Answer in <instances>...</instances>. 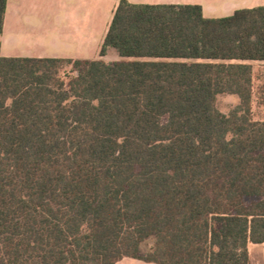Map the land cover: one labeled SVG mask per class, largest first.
I'll return each mask as SVG.
<instances>
[{
  "label": "trees",
  "instance_id": "obj_1",
  "mask_svg": "<svg viewBox=\"0 0 264 264\" xmlns=\"http://www.w3.org/2000/svg\"><path fill=\"white\" fill-rule=\"evenodd\" d=\"M108 49L121 59L0 55V264H251L248 244L264 243L250 63L264 61V5L207 18L118 0ZM220 94L239 99L228 114Z\"/></svg>",
  "mask_w": 264,
  "mask_h": 264
},
{
  "label": "crops",
  "instance_id": "obj_2",
  "mask_svg": "<svg viewBox=\"0 0 264 264\" xmlns=\"http://www.w3.org/2000/svg\"><path fill=\"white\" fill-rule=\"evenodd\" d=\"M138 4H197L207 18L264 5V0H128ZM118 0H7L0 55L4 57L103 59L121 57L108 49L100 56ZM226 13V14H225ZM264 62V61H251ZM115 264H156L124 257Z\"/></svg>",
  "mask_w": 264,
  "mask_h": 264
},
{
  "label": "rangeland",
  "instance_id": "obj_3",
  "mask_svg": "<svg viewBox=\"0 0 264 264\" xmlns=\"http://www.w3.org/2000/svg\"><path fill=\"white\" fill-rule=\"evenodd\" d=\"M226 14V13H225ZM230 15V13H227ZM114 53L116 51L114 50ZM117 54V53H116ZM254 80H253V100L251 105L252 117L256 120H264V62H253ZM68 74L67 69H61L60 75ZM239 103L236 95L220 94L216 99L217 108L228 114ZM154 243L153 238H149L141 244L142 252L150 250ZM251 264H264V243L248 244Z\"/></svg>",
  "mask_w": 264,
  "mask_h": 264
}]
</instances>
